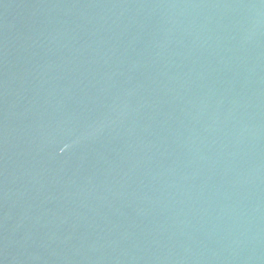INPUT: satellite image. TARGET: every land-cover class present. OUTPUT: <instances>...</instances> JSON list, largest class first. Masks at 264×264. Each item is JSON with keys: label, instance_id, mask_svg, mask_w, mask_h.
Segmentation results:
<instances>
[{"label": "water", "instance_id": "1", "mask_svg": "<svg viewBox=\"0 0 264 264\" xmlns=\"http://www.w3.org/2000/svg\"><path fill=\"white\" fill-rule=\"evenodd\" d=\"M0 264H264V0H0Z\"/></svg>", "mask_w": 264, "mask_h": 264}]
</instances>
